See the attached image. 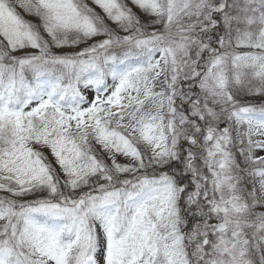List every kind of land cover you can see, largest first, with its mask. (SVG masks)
Segmentation results:
<instances>
[{"label": "snow or ice", "instance_id": "6c2138e0", "mask_svg": "<svg viewBox=\"0 0 264 264\" xmlns=\"http://www.w3.org/2000/svg\"><path fill=\"white\" fill-rule=\"evenodd\" d=\"M91 3L0 0V264H264V0Z\"/></svg>", "mask_w": 264, "mask_h": 264}, {"label": "rangeland", "instance_id": "374dc122", "mask_svg": "<svg viewBox=\"0 0 264 264\" xmlns=\"http://www.w3.org/2000/svg\"><path fill=\"white\" fill-rule=\"evenodd\" d=\"M84 2H85V3H88V4H89L90 6H92V7H95V5H92L91 0H84ZM133 10L136 11L137 14L141 16L142 20L147 19L146 15H145L144 13L140 12V10L135 9V8H134ZM96 11H97V12H100V9H99V8H96ZM21 14L25 17V19H27V20H29V21H31V22L36 23V24L39 23L38 18L33 17V16H29V15H27L26 13H24L22 10H21ZM81 47H82V46H81ZM77 50H78V49H77ZM238 51L243 52V51H248V49H238ZM109 83H111V80H109ZM86 95H88L89 99H91V97H92V95H93L92 90H88V91L86 92ZM253 98H254V99H259V98H261V97H253V96H247V95L244 97L245 101H249V99H253ZM96 150H97V152H99L101 155H104V153L102 152V150L100 149V147H99L98 145L96 146ZM44 152H45V155H47V156L49 157V159H52V157H51V155H50V153L48 152L47 149H45ZM256 154H257V155H264V152H259V151H257ZM118 159L120 160V162H124V158H123V157H118ZM238 159H239V157H238ZM246 187H247V188H250L251 185L248 184V185H246ZM84 190H87V189H84ZM0 195H3V193H0ZM24 199H30V198H24Z\"/></svg>", "mask_w": 264, "mask_h": 264}, {"label": "trees", "instance_id": "16d2710c", "mask_svg": "<svg viewBox=\"0 0 264 264\" xmlns=\"http://www.w3.org/2000/svg\"><path fill=\"white\" fill-rule=\"evenodd\" d=\"M246 102H251V103H255L257 105H259L260 103H264V98H259V99H249V101Z\"/></svg>", "mask_w": 264, "mask_h": 264}]
</instances>
